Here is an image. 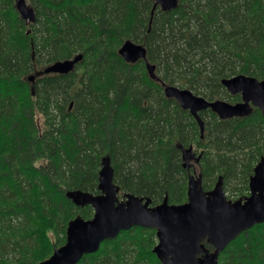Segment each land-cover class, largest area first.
<instances>
[{"label": "trees", "instance_id": "trees-1", "mask_svg": "<svg viewBox=\"0 0 264 264\" xmlns=\"http://www.w3.org/2000/svg\"><path fill=\"white\" fill-rule=\"evenodd\" d=\"M15 1L0 0V264H38L64 244L72 218L92 217L66 193L98 194L104 156L120 192L153 205L165 196L187 201L180 147L201 153L204 191L221 178L229 199L249 195L264 155L260 111L229 120L203 111L201 138L144 63L128 64L118 50L126 40L141 44L165 85L235 104L240 95L222 79H264V0H178L152 15L150 0H28L34 22L20 18ZM76 55L71 73L28 81ZM155 245V230L131 228L78 264H160ZM217 264H264V223L232 241Z\"/></svg>", "mask_w": 264, "mask_h": 264}, {"label": "water", "instance_id": "water-1", "mask_svg": "<svg viewBox=\"0 0 264 264\" xmlns=\"http://www.w3.org/2000/svg\"><path fill=\"white\" fill-rule=\"evenodd\" d=\"M150 1L154 3L152 11L159 7L163 12H170L178 6V0ZM15 9L24 21H35L27 0H16ZM118 55L129 64L143 60L149 77L159 80L143 45L127 40L119 48ZM81 59L82 55H77L71 60L57 61L45 68L43 74H68ZM220 83L231 95L240 94L241 102L232 105L221 100L207 101L190 90L164 83L162 86L167 99H174L194 117L201 134L204 123L199 113L208 109L221 120L247 117L252 112L251 106L257 107L264 116V79L237 75L224 78ZM180 148L185 168H190L191 161H199L200 155L195 156L192 146ZM98 191L100 194L80 190L66 193V198L75 207L90 206L93 216L88 220L80 216L71 219L67 224L65 243L38 264H77L83 256L96 253L102 242L115 239L133 227L155 230L157 244L152 251L161 264H217L220 253L232 241L264 223V157L254 168L249 180V195L243 200L227 199L221 178L213 189L204 191L201 177L194 175L188 177L187 201L183 204H170L167 196L154 207L150 206V198L132 194L120 198L119 189L113 183L109 156L101 159Z\"/></svg>", "mask_w": 264, "mask_h": 264}, {"label": "flooded vegetation", "instance_id": "flooded-vegetation-1", "mask_svg": "<svg viewBox=\"0 0 264 264\" xmlns=\"http://www.w3.org/2000/svg\"><path fill=\"white\" fill-rule=\"evenodd\" d=\"M194 153H195V156H196V157H198L199 155H200V157H201V153L198 154L197 151H195ZM263 156H264V155H263ZM263 156H262V157H263ZM262 157H261V158H262ZM261 158H260V160H261ZM199 160H200V159H199ZM195 165H196V164H190V168H185V167L183 166L185 169H187V170L189 171L188 177H189L190 175H194V176L196 177V175H197V171H196L195 168H194ZM193 168H194V169H193ZM252 175H253V174H252ZM121 194H129V193H121ZM132 195H133V194H132ZM246 197H247V196H246ZM143 198H144V197H143ZM145 198H146V197H145ZM244 198H245V197H244ZM244 198H243V199H244ZM150 206H151V207H154V206H156V205H153V204H152V201H151V205H150ZM156 259H157V258H156ZM158 262H159V260H158ZM159 263H160V262H159Z\"/></svg>", "mask_w": 264, "mask_h": 264}, {"label": "rangeland", "instance_id": "rangeland-1", "mask_svg": "<svg viewBox=\"0 0 264 264\" xmlns=\"http://www.w3.org/2000/svg\"><path fill=\"white\" fill-rule=\"evenodd\" d=\"M194 149H195V147H194ZM197 152H198V151H197ZM100 163H101V162H100ZM193 164H195V163H193ZM194 168H195V169H196V171H197V169H198V168H197V164L195 165V167H194ZM194 168H193V169H194ZM226 196H228V195L226 194ZM230 199H232V198H230Z\"/></svg>", "mask_w": 264, "mask_h": 264}]
</instances>
